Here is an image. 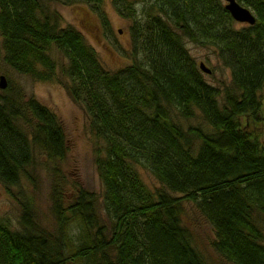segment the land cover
<instances>
[{
  "label": "trees",
  "instance_id": "16d2710c",
  "mask_svg": "<svg viewBox=\"0 0 264 264\" xmlns=\"http://www.w3.org/2000/svg\"><path fill=\"white\" fill-rule=\"evenodd\" d=\"M103 1L46 0L86 3L107 25ZM111 1L130 19V62L114 70L40 0H0L4 63L33 80L57 79L83 109L111 221L108 229L98 196L81 186L64 205L57 163L68 150L63 125L7 80L0 88V183L10 194L23 178L35 186L29 168L40 153L52 163L57 229L42 227L19 191L22 229L0 220V264H207L183 223L184 201L211 225L213 247L228 262L264 264V0H237L256 19L240 27L223 0H144L142 17L135 0ZM183 36L214 48L229 84L205 79ZM174 111L185 118L199 112L210 130L182 127ZM72 219L81 227L75 245Z\"/></svg>",
  "mask_w": 264,
  "mask_h": 264
},
{
  "label": "rangeland",
  "instance_id": "374dc122",
  "mask_svg": "<svg viewBox=\"0 0 264 264\" xmlns=\"http://www.w3.org/2000/svg\"><path fill=\"white\" fill-rule=\"evenodd\" d=\"M40 1L44 6H48V9L56 10L59 13L60 26L70 25L78 29L85 41L97 51L103 63L109 69L114 70L130 62V19L121 15L111 0H104L102 4V10L108 21L107 25L86 3L61 4L46 2V0ZM144 4V0H135V16H143L142 8ZM246 24V22L237 21L236 26L240 27ZM1 39L0 36V74L5 75L7 80L10 81L11 87L14 90H19L25 98L32 96L48 106L57 114L63 125L68 150L65 158L57 163L65 179L63 187L64 205H68L67 203L75 199L76 186L95 192L99 199L98 212L100 218L109 229L111 221L102 206L103 186L94 161L93 147L95 142L88 132L87 119L83 109L71 98L64 85L57 79L51 81L33 80L29 75L18 73L5 64L2 60ZM183 40L197 63L203 62L211 69L209 73L202 70L205 79L209 83L219 87L230 83V71L221 64L212 46H200L186 36H183ZM50 53L58 65L63 64L65 58L59 50L53 47ZM58 78H61L60 74ZM261 94L264 115V88L261 90ZM174 119L184 128L193 125L201 126L206 131L210 130V127L197 111L190 118H185L174 111ZM260 135V139L264 144V127ZM29 169L36 176L35 186L26 178H23L20 186L11 187L13 194H10L0 183V220L7 222L13 230L22 229L20 223L21 209L18 202L20 199L19 191H22L30 201L34 216L39 224L55 231L57 224L52 213L50 199L52 163L36 152L35 165ZM143 175L146 179L153 180V177L144 171ZM182 220L190 231L193 246L207 264H231L213 247L214 231L193 202H183ZM261 225L264 230V223ZM69 233L73 245L80 242L78 239L81 234V227L77 219L71 220Z\"/></svg>",
  "mask_w": 264,
  "mask_h": 264
},
{
  "label": "water",
  "instance_id": "95a60500",
  "mask_svg": "<svg viewBox=\"0 0 264 264\" xmlns=\"http://www.w3.org/2000/svg\"><path fill=\"white\" fill-rule=\"evenodd\" d=\"M225 8L229 11L232 18L239 22H246L248 24H253L255 22V16L251 10L237 0H225ZM199 67L206 73H209L211 69L207 67L203 62L199 63ZM7 85L6 76L0 74V88L3 89Z\"/></svg>",
  "mask_w": 264,
  "mask_h": 264
}]
</instances>
